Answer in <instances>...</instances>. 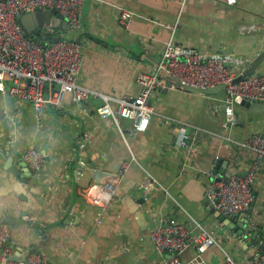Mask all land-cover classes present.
I'll use <instances>...</instances> for the list:
<instances>
[{"label": "crops", "instance_id": "1", "mask_svg": "<svg viewBox=\"0 0 264 264\" xmlns=\"http://www.w3.org/2000/svg\"><path fill=\"white\" fill-rule=\"evenodd\" d=\"M57 28L81 42L80 84L135 95L137 73L157 69L167 42L223 55L237 72L248 66L264 49V0H86L79 30ZM254 74H264V59ZM10 84L6 76L0 86V223L10 225L12 254L23 259V251L38 250L55 264H165L168 254L155 249L150 232L170 221L193 227L194 220L214 231L238 264L263 253L264 159L251 183L249 215L239 212L230 225L219 220L207 190L218 159L224 174L245 172L253 154L236 141L264 135V110L235 102L237 122L228 126L223 90L158 87L148 126L136 131L129 118L116 124L98 116L93 96L48 105L38 120L30 100L7 93ZM179 132L185 145L176 142ZM29 145L44 154L39 170L23 164ZM95 170L99 181H115L118 194L101 222L98 207L80 193L95 182ZM148 177L154 186L145 198L140 183ZM219 245L204 253L213 264L222 260Z\"/></svg>", "mask_w": 264, "mask_h": 264}, {"label": "built area", "instance_id": "2", "mask_svg": "<svg viewBox=\"0 0 264 264\" xmlns=\"http://www.w3.org/2000/svg\"><path fill=\"white\" fill-rule=\"evenodd\" d=\"M85 2L86 0H0V86L5 77H9L11 84L6 89L7 93L30 100L38 120L48 105L62 107L66 99L79 104L93 96L100 99L95 106L98 116L111 117L116 124L121 118H129L134 130L144 131L154 111L151 104L153 92L158 87H180L161 77L160 69H165L171 77L191 86L224 85V124L228 126L237 122L234 111L237 95L250 101L264 100V74L253 73L234 82L238 72L223 55L203 54L193 47L173 42L165 45L154 72L137 73L139 90L135 95L115 96L80 84L78 73L83 62L81 42L57 34L55 27L50 24H39L35 28L46 35L45 40L30 38L18 22V17L38 7L51 9L62 15L68 30H79L82 27ZM128 14L129 12H124L122 16ZM48 36L53 39H48ZM188 140L182 132L176 136L177 144L185 145ZM236 142L253 154L245 172L217 173L207 190V197L213 207L225 216L249 208L253 200L251 183L264 159L263 134L254 132ZM43 158L44 154L32 145L27 146L22 153V159L34 170H39ZM125 165L126 162L120 166L119 174L123 172ZM153 186L154 180L150 177L140 183L145 198ZM80 193L86 202L98 207L97 222H101L105 212L118 199L115 181L111 179L91 182L82 187ZM10 234V225L0 223V264H55L44 252L38 250L29 251L23 259L12 258V250L8 244ZM149 236L159 253L168 254L165 264H213L206 259L204 253L213 244L219 245L214 231L196 220L193 227L178 221L158 224ZM220 247L223 256L217 264H238L228 251ZM189 248L194 251L193 255L185 260L180 259V254ZM259 263H264V250L257 259L251 261V264Z\"/></svg>", "mask_w": 264, "mask_h": 264}, {"label": "water", "instance_id": "3", "mask_svg": "<svg viewBox=\"0 0 264 264\" xmlns=\"http://www.w3.org/2000/svg\"><path fill=\"white\" fill-rule=\"evenodd\" d=\"M18 22L20 23L24 32L27 35H29L30 38H35V37L38 38L39 37V39L41 41L46 39V35L40 33L37 29H35L37 25H39V24H50L54 27L63 26L64 28H66L68 26L67 22L63 19L61 14L55 13L51 9H44V8H40V7L36 8L32 12L24 13L21 16H19ZM263 59H264V49L261 52H259L250 61L248 66L244 67L242 70H240L237 73V75L234 78V82L240 81V80L244 79L245 77L256 72L258 65L260 64V62ZM159 75L161 77H163L164 79H166L168 81V83L175 82L180 87L188 88L190 90H195L198 92L214 93V92H217L219 90H223V88H224V85H221V84L215 85V86H209V87H195V86H191L188 84H184V83L180 82L179 80L171 77L165 69H160ZM235 102L249 108L250 110H264V103H261L258 101L246 100L245 98H242L239 95H237L235 97ZM219 161H220V159H218V162ZM218 162L215 164V168L212 169V172L214 175L217 173L224 174V171H222L221 168H219L220 163H218ZM23 164L26 165L27 163L23 160ZM95 173H96L95 181H99L100 177L98 175L100 173L97 170H95ZM210 204H211L210 206L212 207L213 204L212 203H210ZM242 212L249 215L250 209L248 208ZM238 214H239V212H235V213L229 214V216H225L222 213H220V211L215 210V215L218 216L219 220H223L224 222L228 223L229 225L231 224L230 218H233L234 216H236ZM241 231L242 230H240V234H241ZM27 253H28L27 250L23 251L21 257H24ZM19 254L20 253L17 251L16 253H13L11 255V257L18 260V259H20ZM210 263H212V262H210Z\"/></svg>", "mask_w": 264, "mask_h": 264}, {"label": "trees", "instance_id": "4", "mask_svg": "<svg viewBox=\"0 0 264 264\" xmlns=\"http://www.w3.org/2000/svg\"><path fill=\"white\" fill-rule=\"evenodd\" d=\"M55 30H58V28L55 27ZM57 34H58V31H57ZM48 39H53V37L52 36H48Z\"/></svg>", "mask_w": 264, "mask_h": 264}]
</instances>
